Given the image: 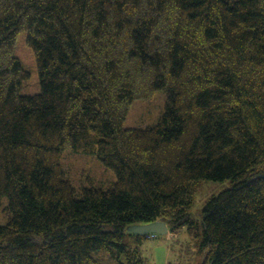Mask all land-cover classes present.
<instances>
[{"label":"trees","instance_id":"obj_1","mask_svg":"<svg viewBox=\"0 0 264 264\" xmlns=\"http://www.w3.org/2000/svg\"><path fill=\"white\" fill-rule=\"evenodd\" d=\"M159 92L158 124L125 128ZM66 151L116 182L77 189ZM159 221L206 264H264V0H0V264H148L129 229Z\"/></svg>","mask_w":264,"mask_h":264},{"label":"rangeland","instance_id":"obj_2","mask_svg":"<svg viewBox=\"0 0 264 264\" xmlns=\"http://www.w3.org/2000/svg\"><path fill=\"white\" fill-rule=\"evenodd\" d=\"M26 38L25 33L20 35L15 56L31 74L30 81L22 87V94L33 95L40 92V84L35 55L28 47ZM166 102V92L157 93L151 101H136L131 107L125 128L145 129L155 126L165 111ZM62 164L66 179L77 189L84 186L107 189L113 181L116 182L115 174L107 170L96 156L66 151L62 155ZM232 187L233 183L229 180L224 182L199 181L195 186L196 194L192 213L200 218L202 210L213 197ZM145 229L147 227L143 225H136L129 230L137 236L144 233ZM168 238L158 235L157 239L150 240L146 237L143 240L140 251L143 252L142 255L148 264H206V253L200 250L197 240L192 238L186 229H180L176 234H169Z\"/></svg>","mask_w":264,"mask_h":264},{"label":"water","instance_id":"obj_3","mask_svg":"<svg viewBox=\"0 0 264 264\" xmlns=\"http://www.w3.org/2000/svg\"><path fill=\"white\" fill-rule=\"evenodd\" d=\"M147 229H145L144 233H160L162 235L167 233V227L164 225V223H154L150 226H145ZM144 233H141L139 235H142Z\"/></svg>","mask_w":264,"mask_h":264},{"label":"built area","instance_id":"obj_4","mask_svg":"<svg viewBox=\"0 0 264 264\" xmlns=\"http://www.w3.org/2000/svg\"><path fill=\"white\" fill-rule=\"evenodd\" d=\"M151 238H155L154 236H152Z\"/></svg>","mask_w":264,"mask_h":264},{"label":"bare ground","instance_id":"obj_5","mask_svg":"<svg viewBox=\"0 0 264 264\" xmlns=\"http://www.w3.org/2000/svg\"><path fill=\"white\" fill-rule=\"evenodd\" d=\"M131 232V231H130Z\"/></svg>","mask_w":264,"mask_h":264},{"label":"crops","instance_id":"obj_6","mask_svg":"<svg viewBox=\"0 0 264 264\" xmlns=\"http://www.w3.org/2000/svg\"><path fill=\"white\" fill-rule=\"evenodd\" d=\"M150 226V225H149Z\"/></svg>","mask_w":264,"mask_h":264}]
</instances>
